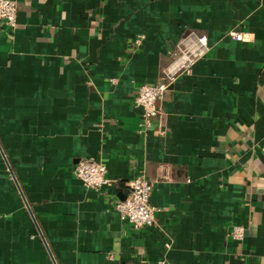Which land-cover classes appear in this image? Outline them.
Segmentation results:
<instances>
[{
	"label": "crops",
	"instance_id": "1",
	"mask_svg": "<svg viewBox=\"0 0 264 264\" xmlns=\"http://www.w3.org/2000/svg\"><path fill=\"white\" fill-rule=\"evenodd\" d=\"M14 1L16 28L0 27V264H264V0ZM191 32L209 50L147 126L138 88ZM87 158L108 170L99 191L74 175ZM142 171L160 211L134 229L115 206Z\"/></svg>",
	"mask_w": 264,
	"mask_h": 264
},
{
	"label": "built area",
	"instance_id": "2",
	"mask_svg": "<svg viewBox=\"0 0 264 264\" xmlns=\"http://www.w3.org/2000/svg\"><path fill=\"white\" fill-rule=\"evenodd\" d=\"M7 26L14 30L17 25V3L14 0H0V27ZM229 36L236 41H243L244 36L237 31L229 32ZM144 36L137 37L134 47H139ZM209 50L208 39L205 35L188 33L184 35L173 51V60L163 72L160 80L155 84H142L139 86L134 99L136 108L141 110L144 123L150 126L152 120L162 116V108L158 105L165 99L169 86L181 74H190L194 64L207 54ZM105 164L94 158L83 159L74 167V175L87 190L99 191L109 185ZM153 183L147 179L144 171L137 174L129 183L126 198L116 203L115 209L123 222L134 229L154 226L157 213L160 211L151 204ZM234 240H243L244 227L236 225L230 231Z\"/></svg>",
	"mask_w": 264,
	"mask_h": 264
},
{
	"label": "water",
	"instance_id": "3",
	"mask_svg": "<svg viewBox=\"0 0 264 264\" xmlns=\"http://www.w3.org/2000/svg\"><path fill=\"white\" fill-rule=\"evenodd\" d=\"M54 263L56 264L55 260L53 259Z\"/></svg>",
	"mask_w": 264,
	"mask_h": 264
}]
</instances>
